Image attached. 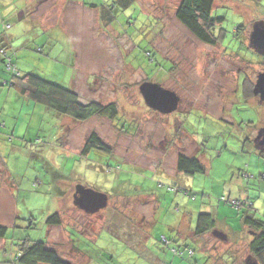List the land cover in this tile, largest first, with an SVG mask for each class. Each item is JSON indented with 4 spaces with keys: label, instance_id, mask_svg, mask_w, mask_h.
<instances>
[{
    "label": "rangeland",
    "instance_id": "1",
    "mask_svg": "<svg viewBox=\"0 0 264 264\" xmlns=\"http://www.w3.org/2000/svg\"><path fill=\"white\" fill-rule=\"evenodd\" d=\"M181 1L137 0L121 9L112 0H0V18L12 25L15 13L32 37L24 50L36 55L28 53L21 64L30 60L41 78L73 90L83 103H115L119 111L116 121L94 116L77 122L17 101L14 90L12 96L1 94L0 123L8 129H0V222L9 224L0 238L2 264H20L23 246L38 241L50 246L46 221L59 211L67 225L86 234L67 229L82 255L67 251L64 235L54 240L55 250L71 264H151V259L157 264L160 245L151 238L187 221L195 226L206 207L216 215L218 231L224 232L228 217L231 244L207 235L194 258L174 264H227L236 251V264H243L250 255L247 245L240 247L245 243L235 244L250 239L240 222L243 213L219 199L229 196L238 169L246 170L256 176L252 213L264 220V170L258 169L264 159L254 146L264 127V104L245 96L264 72V56L249 46L253 25L264 21V0H215L213 15L223 17L215 45L202 43L178 21ZM101 6L113 19H102ZM145 83L173 92L177 110L166 115L150 109L139 92ZM92 133L112 152L82 154ZM180 155L196 156L207 173H178ZM170 185L198 197L181 205L180 198L169 201L177 195L166 192ZM77 186L106 195L107 206L94 214L79 209L73 203ZM237 199L232 195L231 202ZM173 240L161 248L169 259V250L182 245L181 238ZM221 244L232 249L219 254L225 250Z\"/></svg>",
    "mask_w": 264,
    "mask_h": 264
},
{
    "label": "trees",
    "instance_id": "2",
    "mask_svg": "<svg viewBox=\"0 0 264 264\" xmlns=\"http://www.w3.org/2000/svg\"><path fill=\"white\" fill-rule=\"evenodd\" d=\"M112 2L113 6H117L121 9H127L137 2V0H112ZM214 4L215 0H182L176 14L178 21L190 33H192L199 41L208 45L217 44L218 37L214 32L216 28L223 23V17H215L213 15ZM91 7L95 9L97 8L96 5H92ZM99 10L102 12L103 20L110 21L113 19L112 16L106 12L105 7L101 6ZM0 21L2 22L0 23V59L3 65L4 74L10 75V78L3 79V87H7L8 89H11V91L14 90L15 92L19 93L18 95H20L22 99H26L27 101L35 103L36 105L34 106H44L45 108L51 109L56 113L69 116L77 122L88 121L94 116L107 118L110 121H116L117 117L119 116V111L118 106L115 103L102 104L95 101L83 103L80 101V97L76 92L71 89L64 88L43 77L41 78V76L34 72L35 70L24 72L18 65V60L28 57V53L36 55V52L34 51L24 50L25 48L22 49V47L26 45V42L31 43L29 40H32V37L27 38V34H29L30 31L28 29L25 30L22 36H18L19 38L14 40L5 39L6 33L8 32L7 29L11 28L12 25L5 21V19L2 17L0 18ZM5 26L10 27L5 28ZM239 29H242V27H239ZM38 37L39 42L44 45V41H42L43 39H41L40 35ZM51 39L52 37H50V41ZM42 45L37 46L39 47L38 51L40 52L42 51ZM249 87L251 88L245 92V96L258 100L253 93V84L249 83ZM16 100L19 101L18 99ZM0 126L5 128L4 123H0ZM254 146L256 147L259 157L264 159V154L259 150V148H257L255 143ZM92 149L108 153L112 152V148L107 145L96 133H92L86 138L80 151L82 154H86ZM176 170L178 173H183L190 176L207 173L206 166L200 159L193 155H180L177 160ZM238 176L242 179L244 185V197H240L239 192L233 189L232 192L231 190H228V197L224 195L219 199V201L230 203L233 207L240 211L239 216L243 213L241 215L240 222L243 229H246L248 232H250V236L248 235L250 237L248 244L249 254L258 264H264V220L252 213L255 207V191L253 188V182H256V176L247 175L246 170L240 171ZM262 178L264 180V175ZM262 184L264 186L263 182ZM181 187L182 188L170 185L167 188L166 192L168 194L174 195L177 193L175 197L168 198L169 201L173 198L176 200L180 198L179 203L181 205V202L183 200L185 201L186 198L193 197L191 199H197L198 196L193 193L191 189H185L183 186ZM202 195L206 197L205 192H203ZM232 195H238L239 199L231 202ZM208 196L210 199H213L210 195ZM203 201L204 203L202 205H205V198H203ZM172 207L173 206L171 205L169 208L172 209ZM213 207L214 206L211 208ZM176 208L179 211V204L176 206ZM242 208H244L245 211H243ZM219 209L220 207L218 206L217 210H215V214L220 213V211L218 212ZM202 211L203 212L198 215L196 224L192 229L195 238L211 235L217 230L216 215L212 213L211 209L209 211ZM62 215V211L54 213L47 219L46 224L51 227H65V222ZM70 228L73 230L71 232H77L79 234L86 235L74 225H68L65 229L67 230ZM154 231L155 230H153V232ZM6 232L7 228L0 226V238H3ZM68 233L71 234L70 232ZM166 234L162 233V236L157 234L155 238H151V242L152 240L155 241L154 243L152 242L154 245H160V248H157L159 250V254L157 256L158 258L161 256L166 258L167 264H174L176 259L184 260L185 258L191 259L195 257V248L197 249L198 246L197 244H194L192 238H189L184 241L182 240L181 247H175L169 250L173 257L172 259H169L168 255H166L161 248H163V246L167 248L170 247L171 243H175L173 239L180 237L177 236L171 238ZM156 238L158 241L155 240ZM148 244L149 242L147 245ZM21 252L22 253L18 259L20 264H71L69 261L64 259L55 250V248L49 246L46 242L38 241L34 242L32 245L23 246L21 247ZM72 252H76L77 254L81 253V255L83 254L82 250L77 248L74 244H72ZM236 254L233 256V258L230 257V260L227 262V264H236Z\"/></svg>",
    "mask_w": 264,
    "mask_h": 264
},
{
    "label": "crops",
    "instance_id": "3",
    "mask_svg": "<svg viewBox=\"0 0 264 264\" xmlns=\"http://www.w3.org/2000/svg\"><path fill=\"white\" fill-rule=\"evenodd\" d=\"M2 11V8L0 9V14H2V15H4V13L3 12H1ZM4 11H6V16L9 14L8 12L9 11H7V9H4ZM10 18H13L14 20H13V22H11L12 23V25H13V30L12 31H8L7 33H6V37H5V39H11V40H14V39H17V37L19 36H22V34L25 32V29H24V22H23V20H22V22H20L19 23V20H18V16H16L15 15V13H12L11 15H10ZM22 19V18H21ZM37 23H39L41 26H42V22L41 21H36ZM0 23H2L1 21H0ZM1 25V24H0ZM43 27V26H42ZM45 28V27H44ZM0 33H1V31H0ZM18 35V36H17ZM27 45H25V46H23L22 47V49L23 48H25ZM69 60H70V58H69ZM20 60H18V65L21 67V69L24 71V72H27V71H34L35 69H37V68H35V66H33L32 65V63H30L29 61V63L28 62H25L26 64V66H24L23 64H21L20 62H19ZM9 77H7L5 74H4V69H3V65H2V62H1V59H0V96H1V94L3 95L4 93H6L7 95L6 96H12L13 94H14V96H15V98L16 99H18L21 103H24V104H27L28 106H31V103H30V101H27L26 99H22V97L20 96V95H18L19 93H13L12 94V91H11V89H4L3 88V85H2V82L4 81L3 79H8ZM2 87V88H1ZM13 96V97H14ZM35 108V110H38L40 107L37 105L36 107H34ZM1 109V108H0ZM2 111V110H1ZM2 120V116H0V121ZM1 123H4V122H1ZM2 125V124H1ZM4 125H5V128L6 129H8V124L7 123H4ZM0 129H4L3 127H1L0 126ZM82 148V147H81ZM260 163V162H259ZM0 164H2V162H0ZM261 165L259 166V170H264V163H260ZM1 168L3 169V171H5L4 170V167H3V165L1 166ZM246 168V167H245ZM238 171L240 172V171H242V170H240V169H238ZM238 172V173H239ZM247 172V171H246ZM231 185H232V188L230 187V189L229 190H231V192L233 191V189L234 190H236V191H238L239 192V194H240V197L242 196V197H244V185H243V182H242V179L238 176V174H237V176H236V180H234V181H232V183H231ZM1 187H3V184H2V186ZM10 192H12L11 190H10ZM184 201V200H183ZM182 201V202H183ZM181 202V203H182ZM204 207V206H203ZM205 210H210V208L209 207H206V209ZM220 211V209L218 210V212ZM10 214L12 215V211L10 212ZM64 219V218H63ZM225 221L227 222V226H226V228H224V232H222V231H218V230H216V231H214L213 232V234H212V237H219L220 239H222V241H223V243H225L226 245H230L231 243H230V240H229V234H227V232L226 231H229V229H231V228H229V223L230 222H228V217H225ZM64 222H65V220H64ZM4 225H6V226H4ZM9 224H4V223H2V222H0V226H3V227H6L7 228V226H8ZM64 225L65 226H68L67 224H66V222L64 223ZM193 227H194V223H192V222H189V221H187V225H184V227H180V226H175V227H170V231L169 232H167V234L165 233V231H164V229L163 230H161L160 232L161 233H164V234H166V235H168V237H171V238H174V237H180L183 241L184 240H186V239H189V238H192L193 239V241H194V244H197V246L200 248V250H202V248H205V239L207 238V236H204V237H200V238H195V235H194V233H193V231H192V229H193ZM48 230H49V234H51V236H50V238H49V242L52 244H50V246L51 247H53V248H55V239H58V242H60V240H61V236L60 235H64L63 237V242H64V246H65V244H67V246H68V250L67 251H70V252H72V243H70L71 241H70V238H68L69 237V233L67 232V230L65 229V227L64 226H61V229L59 230V228L60 227H51V226H48ZM95 229H93V231H94ZM246 230V229H245ZM249 233L250 232H248V235H249ZM157 234V233H156ZM65 235H66V237H65ZM59 236H60V238H59ZM250 236V235H249ZM249 241H250V239L247 241V240H240V241H235V244H238L239 245V243H241V244H243V243H245L244 245H240V247L242 248V247H244L245 245H247L248 246V244L247 243H249ZM239 242V243H238ZM58 244V243H57ZM74 244H75V242H74ZM222 246H223V248L225 249L224 251L222 250L221 252H220V250H219V254H224L227 250H229V249H232V247H224V245L223 244H221ZM2 247H3V245H2V242L0 241V250L2 249ZM234 247V246H233ZM56 250H57V248H55ZM58 251V250H57ZM205 253H209V251L208 252H205ZM216 254H217V252H216ZM63 257V256H62ZM64 258V257H63ZM251 259V260H253L252 259V257H251V255H248L247 256V258L242 262L243 264H246V262H247V260L248 259ZM65 259V258H64ZM222 259V258H221ZM0 260H1V264L2 263H5V255H2L1 254V256H0ZM223 260V259H222ZM150 262H151V264H156V261H155V259L153 260V259H151L150 260ZM157 264H167L166 263V258H163V257H161V256H159V258H158V263Z\"/></svg>",
    "mask_w": 264,
    "mask_h": 264
},
{
    "label": "water",
    "instance_id": "4",
    "mask_svg": "<svg viewBox=\"0 0 264 264\" xmlns=\"http://www.w3.org/2000/svg\"><path fill=\"white\" fill-rule=\"evenodd\" d=\"M249 46L257 54L264 56V21H258L253 25ZM139 92L145 104L154 111L169 115L178 108L179 98L173 92L164 89L160 84L145 83L140 87ZM253 93L264 104V72L258 75L253 87ZM255 143L264 154V127L259 130L255 138ZM73 199L76 207L89 214L99 212L108 203V197L106 195L81 186L75 188ZM246 264L258 263L249 258Z\"/></svg>",
    "mask_w": 264,
    "mask_h": 264
},
{
    "label": "flooded vegetation",
    "instance_id": "5",
    "mask_svg": "<svg viewBox=\"0 0 264 264\" xmlns=\"http://www.w3.org/2000/svg\"><path fill=\"white\" fill-rule=\"evenodd\" d=\"M256 98L258 99L259 103H261L259 97L256 96ZM262 104H263V103H262ZM254 143H255V139H254ZM255 145H256V143H255ZM256 146H257V145H256Z\"/></svg>",
    "mask_w": 264,
    "mask_h": 264
},
{
    "label": "built area",
    "instance_id": "6",
    "mask_svg": "<svg viewBox=\"0 0 264 264\" xmlns=\"http://www.w3.org/2000/svg\"><path fill=\"white\" fill-rule=\"evenodd\" d=\"M10 26H7V28H9Z\"/></svg>",
    "mask_w": 264,
    "mask_h": 264
}]
</instances>
